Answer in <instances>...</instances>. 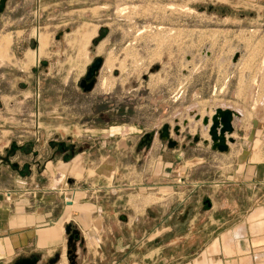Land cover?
<instances>
[{
  "label": "rangeland",
  "instance_id": "1",
  "mask_svg": "<svg viewBox=\"0 0 264 264\" xmlns=\"http://www.w3.org/2000/svg\"><path fill=\"white\" fill-rule=\"evenodd\" d=\"M97 57L103 65L85 91L80 82ZM217 107L240 114L225 152L264 143V3L0 0V191L8 201L15 187L41 199L52 184L57 204H74L56 166L75 157L84 174L77 186L110 181L138 206L143 193L144 204L170 199L177 190L157 170L162 155L174 169L210 156L202 119ZM166 124L173 148L161 137ZM47 164L52 178L33 182L31 168ZM73 243L44 251L40 262L70 264ZM33 244L0 264L36 254Z\"/></svg>",
  "mask_w": 264,
  "mask_h": 264
},
{
  "label": "crops",
  "instance_id": "2",
  "mask_svg": "<svg viewBox=\"0 0 264 264\" xmlns=\"http://www.w3.org/2000/svg\"><path fill=\"white\" fill-rule=\"evenodd\" d=\"M209 148L205 153L210 156L188 158L175 169L174 158L164 160L162 155L157 170L177 191L149 204L142 202L143 193V207L123 201L110 181L77 186L84 175L78 157L56 166L59 178L66 177L73 187L69 193L74 204L70 199L57 204L52 184L41 199L15 187L8 201L0 191V260L32 242L36 254L31 256L41 260L44 251L70 248L73 238L70 264H264V143L253 140L246 149L231 147L228 152L213 143ZM4 169L0 155V183ZM32 169L33 182L41 175L52 178L48 164L44 171L36 165ZM179 174L185 177L176 178ZM19 178H14L16 185Z\"/></svg>",
  "mask_w": 264,
  "mask_h": 264
},
{
  "label": "water",
  "instance_id": "3",
  "mask_svg": "<svg viewBox=\"0 0 264 264\" xmlns=\"http://www.w3.org/2000/svg\"><path fill=\"white\" fill-rule=\"evenodd\" d=\"M103 57H97L88 71L85 77L81 80L80 85L85 91H91L96 83V77L99 70L103 65ZM238 112L230 108L217 107L212 116L206 115L203 117L202 121L205 127L209 128V134L211 136V141L214 148L225 152L229 149V143L234 142L233 137L227 138L226 133H233L234 125L233 121ZM197 119L201 118V115L196 116ZM176 133L180 132V127L176 126ZM161 137L169 140V145L174 147L177 142L171 139L169 125L166 124L161 133ZM199 137H197L198 139ZM13 264H48L41 263L39 258L36 256L22 257L18 259Z\"/></svg>",
  "mask_w": 264,
  "mask_h": 264
},
{
  "label": "bare ground",
  "instance_id": "4",
  "mask_svg": "<svg viewBox=\"0 0 264 264\" xmlns=\"http://www.w3.org/2000/svg\"><path fill=\"white\" fill-rule=\"evenodd\" d=\"M208 131H209V128H208ZM232 134L233 133H226V136H227V138H229V137H232ZM209 136H210V134H209ZM210 138H211V136H210ZM209 140V139H208ZM69 198H66V201L68 200Z\"/></svg>",
  "mask_w": 264,
  "mask_h": 264
}]
</instances>
